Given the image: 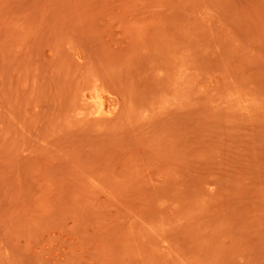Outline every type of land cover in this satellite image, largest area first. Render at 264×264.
<instances>
[{
    "label": "rangeland",
    "instance_id": "1",
    "mask_svg": "<svg viewBox=\"0 0 264 264\" xmlns=\"http://www.w3.org/2000/svg\"><path fill=\"white\" fill-rule=\"evenodd\" d=\"M0 264H264V0H0Z\"/></svg>",
    "mask_w": 264,
    "mask_h": 264
},
{
    "label": "bare ground",
    "instance_id": "2",
    "mask_svg": "<svg viewBox=\"0 0 264 264\" xmlns=\"http://www.w3.org/2000/svg\"><path fill=\"white\" fill-rule=\"evenodd\" d=\"M102 97V96H101ZM100 101V100H99ZM98 102V101H97ZM101 105H104V101H102V99H101Z\"/></svg>",
    "mask_w": 264,
    "mask_h": 264
}]
</instances>
